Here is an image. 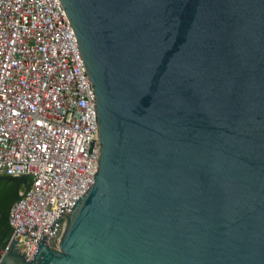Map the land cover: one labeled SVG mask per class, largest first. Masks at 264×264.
<instances>
[{
  "label": "water",
  "instance_id": "obj_1",
  "mask_svg": "<svg viewBox=\"0 0 264 264\" xmlns=\"http://www.w3.org/2000/svg\"><path fill=\"white\" fill-rule=\"evenodd\" d=\"M61 2L98 171L31 259L9 242L30 177L0 174V264H264V0Z\"/></svg>",
  "mask_w": 264,
  "mask_h": 264
},
{
  "label": "built area",
  "instance_id": "obj_2",
  "mask_svg": "<svg viewBox=\"0 0 264 264\" xmlns=\"http://www.w3.org/2000/svg\"><path fill=\"white\" fill-rule=\"evenodd\" d=\"M100 148L95 90L61 0H0V174L30 177L9 241L28 259L93 185Z\"/></svg>",
  "mask_w": 264,
  "mask_h": 264
}]
</instances>
